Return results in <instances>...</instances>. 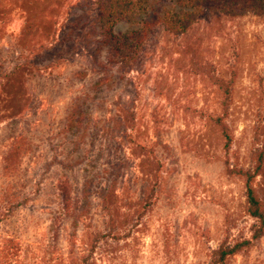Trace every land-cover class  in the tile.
Segmentation results:
<instances>
[{"label": "rangeland", "instance_id": "rangeland-1", "mask_svg": "<svg viewBox=\"0 0 264 264\" xmlns=\"http://www.w3.org/2000/svg\"><path fill=\"white\" fill-rule=\"evenodd\" d=\"M182 11L175 0H151L147 15L116 33ZM98 21L95 0H0V154L15 135L36 149L25 163L29 203L0 223V247L13 235L17 264H70L100 233L106 237L89 263L209 264L224 241L252 240L257 221L247 212L245 181L228 174L226 160L230 169L252 170L263 146L254 136L264 131V17L205 10L188 34L158 27L126 66L110 64L106 50L93 63ZM220 80L234 88L227 154L212 121L223 114ZM77 106L82 113L73 114ZM71 114L84 123L67 124ZM63 178L73 184L71 215L61 209ZM5 186L0 174V214ZM254 188L264 202V174ZM97 189L109 190L114 217H127L110 235ZM58 216L64 226L53 256ZM229 264H264V237Z\"/></svg>", "mask_w": 264, "mask_h": 264}, {"label": "trees", "instance_id": "trees-1", "mask_svg": "<svg viewBox=\"0 0 264 264\" xmlns=\"http://www.w3.org/2000/svg\"><path fill=\"white\" fill-rule=\"evenodd\" d=\"M99 15V28L101 40L96 48L90 51L92 61L96 63L98 56L102 51L106 50L108 62L112 65H132L135 64L144 50L146 43L158 27H163L165 31L174 35L188 34L197 23L203 11L208 10L215 15L244 17L253 15L264 17V0H175L176 4L183 9L182 12L166 13L157 18L156 21L142 19L137 24L139 28L132 29L125 33H116V27L121 23H134L139 16L147 15L151 0H95ZM87 42V40L85 41ZM11 80V78L9 79ZM220 90L223 95L221 116L212 118L215 126L219 129L224 140V150L227 153L232 149L234 141L230 127L227 124V119L231 112V103L233 99V80L225 82L219 81ZM82 108V107H81ZM80 106L73 110V114L82 113ZM73 114L68 118V123L71 125L81 126L84 121L81 117H75ZM84 120V118H83ZM262 134V135H261ZM261 135V136H260ZM262 139L263 146L260 151L255 152L254 158L256 166L252 170L230 169L229 160H226L228 174L237 176L245 181L246 186V202L248 214L257 221V225L253 227L252 240H245L235 245H228L224 241L220 247L213 250L209 264H229L231 257L250 248L253 242H259L264 237V202L259 196V193L254 188V183L260 174H264V131L261 133L257 127L255 130L254 139L257 142ZM4 147L0 154V174L1 180L5 182V187L2 189L5 193V213L0 214V223L8 224L17 210L29 203L26 193L28 187V179L24 174L25 163L28 158L36 151L35 144L27 135H15L3 142ZM54 163L51 162L46 166L50 168ZM156 177L160 175L162 165L157 162L155 165ZM107 171V170H106ZM106 177V176H105ZM108 178V177H107ZM109 182V181H108ZM61 197V209L63 214L71 215L76 208V203L73 197V184L69 178L61 179L58 184ZM150 189V188H149ZM95 192L101 195L103 201L104 213L109 216L107 226L111 232L116 230L117 222L123 223L127 221L125 215L124 220L113 216L112 207L110 204L109 190ZM148 196L143 201L147 207L149 198L156 194V189L153 187L146 191ZM88 195L93 192L86 193ZM146 206V205H145ZM64 226L63 217L58 216L53 220L51 227V236L49 250L54 256L59 251L60 238ZM106 236L102 234L92 235L89 242V253L85 257L72 258L70 264H94L89 263L97 244ZM2 246L0 247V264H15L13 260L20 254L19 240L13 235L8 238H2ZM16 263V264H17Z\"/></svg>", "mask_w": 264, "mask_h": 264}]
</instances>
